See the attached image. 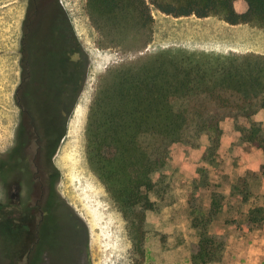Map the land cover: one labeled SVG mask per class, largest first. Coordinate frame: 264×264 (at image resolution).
I'll return each mask as SVG.
<instances>
[{
  "label": "rangeland",
  "instance_id": "374dc122",
  "mask_svg": "<svg viewBox=\"0 0 264 264\" xmlns=\"http://www.w3.org/2000/svg\"><path fill=\"white\" fill-rule=\"evenodd\" d=\"M58 1L84 41L80 40L87 69L85 86L51 162L38 155L39 145L52 135L50 123L33 99L23 101L32 111L33 136L39 134L40 139L28 150L35 166L28 164L6 181L0 175V264H27L30 256L37 264H195L197 235L192 221L199 212L209 213L216 199L222 209L210 232L223 244V251L207 264H264V152L244 142L239 129L254 121L264 129V109L250 121H224L221 146L211 158L207 135L196 147L172 145L167 165L153 175L156 188L149 195L154 209L146 212L143 259L135 251L128 220L97 175L88 152L90 109L110 71L156 54L185 52L202 59L207 56L216 67L229 65L235 57L250 58L264 80V27L231 25L214 14L174 17L151 4L154 21L148 28L133 19H99L100 28L92 19L88 0ZM27 5L28 0H0V162L8 161L22 141L23 116L16 92L22 80ZM48 6L35 19L34 27L42 34L50 29ZM247 8L246 2L236 4L240 12ZM51 175L57 191L54 210L46 202ZM242 176L249 178L250 197L234 190ZM20 200L30 210L26 218ZM37 200L41 206L35 208ZM41 207L47 224L37 233Z\"/></svg>",
  "mask_w": 264,
  "mask_h": 264
},
{
  "label": "trees",
  "instance_id": "16d2710c",
  "mask_svg": "<svg viewBox=\"0 0 264 264\" xmlns=\"http://www.w3.org/2000/svg\"><path fill=\"white\" fill-rule=\"evenodd\" d=\"M178 1L88 0V7L100 28L99 19H133L148 28L154 21L151 4L174 17L205 18L214 14L231 25L259 23L264 27V0ZM38 2L28 0L21 40L22 80L16 100L21 106L25 99H33L49 118L53 129L52 159L67 134L68 120L84 89L87 69L83 45L59 1L49 7V31L42 34L34 27L40 12ZM238 2H246L247 10L238 11ZM184 53H160L138 64L113 69L90 109V162L128 220L135 251L142 259L146 212L154 209L149 195L156 188L153 175L167 165L172 145L187 143L196 147L207 135L211 158L221 146L224 121H250L264 109V80L260 72L254 71L256 66L250 58L235 57L229 65L216 67L207 56L202 59L200 55ZM22 115L34 123L25 102ZM239 129L244 142L264 152L260 123L254 121ZM26 159L19 146L8 161L0 162V175L26 170ZM261 174L264 176V166ZM234 190L250 197L249 178L240 177ZM221 209L216 199L209 213L199 212L193 218L197 235L195 264L216 261L223 251V244L210 232ZM46 219L45 216L43 225ZM27 264H37L35 257L30 256Z\"/></svg>",
  "mask_w": 264,
  "mask_h": 264
},
{
  "label": "flooded vegetation",
  "instance_id": "af4514ba",
  "mask_svg": "<svg viewBox=\"0 0 264 264\" xmlns=\"http://www.w3.org/2000/svg\"><path fill=\"white\" fill-rule=\"evenodd\" d=\"M54 1H58V0H39V2H38V6L40 7V11L42 10V7L44 6V5H48L49 4V6L48 7H50L51 6V4L54 2ZM22 105L20 106V108H21V114H22V110H23V105H24V102H22L21 103ZM46 115V114H45ZM23 117H22V123H21V129H20V131H21V133H20V138L22 139V141H20V143H19V145H18V147L19 146H21V148L24 150V154L26 155V164H27V166H28V164H30L31 162L29 161L30 159L28 158V150L30 149V148H32V145L33 144H35V143H37V141H38V139H40V135L38 134V135H34L33 136V130H32V126H33V123L32 122H30V121H28L27 119L25 120V117H24V115H22ZM47 117V116H46ZM47 119H48V121H49V118L47 117ZM49 123H50V121H49ZM50 127H51V124H50ZM51 130H53L52 129V127H51ZM53 132V131H52ZM36 133V132H35ZM38 133V132H37ZM36 133V134H37ZM51 137H52V135L50 136V138L47 140V142H45V143H43L42 145H39V147H38V149H39V153H38V151H37V153H38V155L40 156V158L42 159V160H46V162H51V148H50V139H51ZM17 147V148H18ZM43 154V156L41 155V153ZM33 158H31V161H33L32 160ZM34 162L35 163H33L34 164V166H35V164H36V160H34ZM42 162V161H41ZM31 163V164H32ZM18 172H21V171H17V173ZM17 173H7V172H5V173H3V174H5V175H3V176H1V179H4L5 181L7 180V178L8 177H11L12 175H14V174H17ZM14 177V176H13ZM10 179V178H9ZM49 182H48V186H47V192H46V202H47V206H51V207H53V206H55V207H57L56 205H53V203H52V201H55L56 200V196H57V191H56V185H55V178H54V175H51V177L49 178V180H48ZM31 182H33V181H31ZM16 185H18L19 187H18V191H21V189H22V187H21V185H22V182H21V180H19L18 179V181L16 182ZM9 192H10V189H9ZM31 194H32V192H31ZM11 195V194H10ZM38 202H36L37 203V205H35V208H38L37 206L38 205H40V203H39V201L40 200H37ZM18 205H20L21 206V208H22V217L23 218H26V215H28V212L30 211L29 209H28V207H26L25 208V206H23L22 204H21V200H20V202H19V204ZM41 206V205H40ZM31 207L33 208L34 206H33V204H31ZM54 210V209H53ZM46 212H45V209H42V207L41 208H39V214H40V220H39V227H37L36 228V230H37V233H39L40 231H41V225H42V223H43V220H44V217H45V214ZM78 227V226H77Z\"/></svg>",
  "mask_w": 264,
  "mask_h": 264
},
{
  "label": "bare ground",
  "instance_id": "6f19581e",
  "mask_svg": "<svg viewBox=\"0 0 264 264\" xmlns=\"http://www.w3.org/2000/svg\"><path fill=\"white\" fill-rule=\"evenodd\" d=\"M65 4V3H64ZM67 6V5H66ZM68 7V6H67ZM69 10V9H68ZM77 21V20H76ZM79 21V20H78ZM77 21V22H78ZM77 24V23H76ZM78 26V25H77ZM82 27V26H81ZM80 27V28H81ZM78 29V28H77ZM83 30V29H82ZM81 31V30H80ZM83 32V31H82ZM84 33V32H83ZM82 34V33H81ZM85 34V33H84ZM85 38V37H84ZM81 40V39H80ZM85 40V39H84ZM82 41V40H81ZM83 43H84V41H82ZM87 42V41H86ZM86 45V44H85ZM89 46V45H88ZM89 48V47H88ZM81 103L83 104V102L81 101ZM83 106V105H82ZM81 107V104L79 105V107L78 108H80ZM81 109V108H80ZM78 111V110H77ZM83 111V110H82ZM84 112H82V114H83ZM81 116V115H80ZM75 119V118H74ZM73 122V121H72ZM70 131H71V129H70ZM72 132H75V130H73ZM71 139H72V137H71ZM68 148V147H67ZM71 148V147H70ZM64 149H65V147H64ZM67 155V154H66ZM63 156V155H62ZM61 156V157H62ZM71 156V155H70ZM78 157V156H77ZM75 158V157H74ZM61 159V158H60ZM65 159V158H64ZM67 159V158H66ZM66 159H65V161H66ZM73 159V158H72ZM76 161V160H75ZM80 161V160H79ZM64 162V161H63ZM69 162V161H68ZM71 163V162H70ZM73 163V162H72ZM71 163V164H72ZM66 164H67V162H66ZM69 164V163H68ZM67 164V165H68ZM77 165V164H76ZM66 166V165H65ZM75 166V165H74ZM78 166V165H77ZM68 167V166H67ZM76 167V166H75ZM72 170V169H71ZM67 171H69V168L67 169ZM72 174V173H71ZM71 177H72V175H71Z\"/></svg>",
  "mask_w": 264,
  "mask_h": 264
},
{
  "label": "crops",
  "instance_id": "0c3cea01",
  "mask_svg": "<svg viewBox=\"0 0 264 264\" xmlns=\"http://www.w3.org/2000/svg\"><path fill=\"white\" fill-rule=\"evenodd\" d=\"M238 44H240V43L238 42Z\"/></svg>",
  "mask_w": 264,
  "mask_h": 264
}]
</instances>
